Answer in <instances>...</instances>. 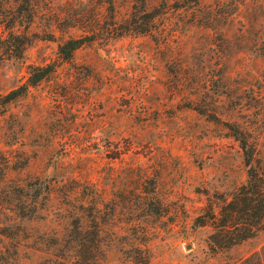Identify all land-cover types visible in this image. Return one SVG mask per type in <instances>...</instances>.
Listing matches in <instances>:
<instances>
[{
  "label": "rangeland",
  "instance_id": "obj_1",
  "mask_svg": "<svg viewBox=\"0 0 264 264\" xmlns=\"http://www.w3.org/2000/svg\"><path fill=\"white\" fill-rule=\"evenodd\" d=\"M0 56V97L56 65L0 105L7 264H264V222L220 251L196 222L247 181L227 126L264 169V0H0Z\"/></svg>",
  "mask_w": 264,
  "mask_h": 264
},
{
  "label": "trees",
  "instance_id": "obj_2",
  "mask_svg": "<svg viewBox=\"0 0 264 264\" xmlns=\"http://www.w3.org/2000/svg\"><path fill=\"white\" fill-rule=\"evenodd\" d=\"M152 14L153 12H148L145 15L151 16ZM146 31L145 28L138 30L139 33ZM92 39V36H86L84 38H70L66 40L59 45V57L63 61H70L74 52L91 42ZM2 41L4 42L5 40ZM1 59L2 57L0 56ZM55 70V64L31 66L26 83L1 96L0 105H7L24 97L29 88L38 85L54 73ZM227 127H229L233 137L239 141L241 149L243 150L245 163L249 169L246 183L240 186L229 200L222 201L218 215L210 211L207 214L208 216L203 215L197 218L196 222L199 226H205L208 223H211L213 226L214 231L210 238L211 249L213 251L227 249L252 238L261 229L264 222V169L252 166L253 152L244 134L233 126ZM3 159L5 160V165H7L6 158ZM30 186L32 184L27 185L25 188H29ZM20 190H23V188H20ZM41 194V189L36 190L34 199L37 200ZM73 221L74 223L72 224L69 237L76 244L77 252L81 250L86 251L87 247L84 244V237H81L77 219ZM11 226L5 230L10 232ZM6 231L2 232L1 235L7 239H12L13 234L7 233ZM0 256H2L1 253ZM0 264L7 263L0 257Z\"/></svg>",
  "mask_w": 264,
  "mask_h": 264
}]
</instances>
